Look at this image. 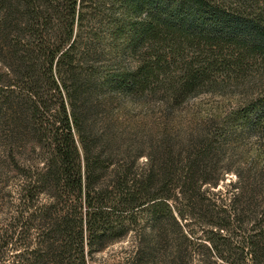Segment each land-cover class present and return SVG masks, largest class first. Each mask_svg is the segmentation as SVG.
Instances as JSON below:
<instances>
[{"label":"trees","instance_id":"1","mask_svg":"<svg viewBox=\"0 0 264 264\" xmlns=\"http://www.w3.org/2000/svg\"><path fill=\"white\" fill-rule=\"evenodd\" d=\"M93 2L0 0V41L7 47V53L0 50V60L8 71L0 72V92L6 93L3 99L16 88L22 94L15 97L23 113L20 123L41 148L40 165L17 168L19 211L0 246L17 238V232L23 240L37 227V245L24 250L34 262L22 256L12 264H87V251L123 237L144 218V229L135 234L133 264L155 256L183 264L184 243L195 239L186 230L189 222L205 225L202 239L227 251L234 264L242 255L264 264V178L259 173L225 181L231 161L223 156L221 128L205 124L181 131L164 126L137 143L118 145L103 141L88 123L87 90L98 81L91 79V69L84 77L77 73L74 47L84 9ZM120 2L127 48L133 53L159 27L184 38L197 30L240 36L264 48V24L250 14L238 15L203 0ZM120 27H113V36H121ZM24 28L29 36L20 42ZM157 58L150 55L121 69L109 84L125 93L143 91ZM195 79L191 73L183 88L192 90ZM170 102L177 103V96ZM260 106L264 121V100ZM247 114L241 109L232 117L248 124ZM253 168L246 167V174ZM239 231L243 235L231 247L229 236Z\"/></svg>","mask_w":264,"mask_h":264},{"label":"rangeland","instance_id":"2","mask_svg":"<svg viewBox=\"0 0 264 264\" xmlns=\"http://www.w3.org/2000/svg\"><path fill=\"white\" fill-rule=\"evenodd\" d=\"M203 1L231 9L238 15L258 17L264 24V0ZM120 3V0H94L84 9L83 20L77 27L75 70L84 77L91 69L94 71L91 79L98 81L87 90V121L92 123L94 132L103 141L109 139L114 144L124 145L137 143L145 135L166 127L189 131L205 124L216 126L221 128L223 156L231 161V170L224 174L225 181L233 180L236 175L262 174L264 178V121L259 118L263 113L260 103L264 100V48L255 46L245 37L197 30L184 38L159 27L152 39L144 40L133 53L127 48V20ZM25 20L22 17L21 21ZM114 26L123 28L121 36L112 35ZM21 31L20 42H23L29 30ZM9 37L14 38V32L9 33ZM1 44L2 41L1 53H7L6 45ZM150 55L158 56V61L146 89L125 93L109 84V78L118 71ZM0 72H8L1 60ZM191 73L196 79L194 88L187 91L183 84ZM14 90L6 99H3L6 93L0 92V239L10 234L11 223L19 211L17 168L40 165V144L30 139L31 135L20 123L23 113L15 97L22 94L17 88ZM176 96L178 102L169 104ZM241 109L249 110L248 124L232 117V112ZM142 160L143 156L137 159ZM248 166L254 168L246 174ZM41 198L47 201L46 196ZM145 225V219L138 218L132 231L123 237L107 241L98 249L92 248L90 253L87 251V264H133L135 234ZM39 230L31 227L23 240H19L17 232V238L0 246V264L21 261L22 256L29 257L33 263L34 256L24 250L37 245ZM186 230L195 239L189 237L184 243L183 264H234L227 258V251L211 248L212 242L202 239L207 230L205 225L189 222ZM241 234L243 232L239 231L229 236L231 247L237 245ZM160 258H146L143 264H168L167 259L164 262ZM238 261L235 264H253L248 255H242ZM45 264L51 263L46 260Z\"/></svg>","mask_w":264,"mask_h":264}]
</instances>
